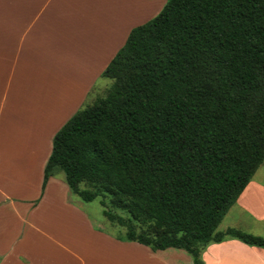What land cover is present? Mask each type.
<instances>
[{
    "label": "trees",
    "instance_id": "1",
    "mask_svg": "<svg viewBox=\"0 0 264 264\" xmlns=\"http://www.w3.org/2000/svg\"><path fill=\"white\" fill-rule=\"evenodd\" d=\"M102 75L106 95L54 135L43 188L63 171L72 193L101 197L120 239L193 264L226 239L264 248V236L218 230L264 163V0H167Z\"/></svg>",
    "mask_w": 264,
    "mask_h": 264
},
{
    "label": "crops",
    "instance_id": "2",
    "mask_svg": "<svg viewBox=\"0 0 264 264\" xmlns=\"http://www.w3.org/2000/svg\"><path fill=\"white\" fill-rule=\"evenodd\" d=\"M98 1L0 0V100L10 94L12 103L25 100L30 103L26 108L40 109L25 117L26 127L42 117L53 122L50 132L39 138L26 129L14 133L13 139L19 135V146L10 147L4 139L0 142V264H193L190 254L182 249L153 250L94 226L91 218L72 204L71 191L62 179L52 176L43 188L52 137L79 103L70 115L60 118L49 109L63 107L67 91L69 102L79 97L81 102L92 86L86 76L87 84L77 75L67 81L63 61L70 59L60 52L61 45L92 40L90 35L96 32L93 8ZM146 1L157 4L158 0ZM144 21L141 16L137 23ZM108 48L114 53L116 47ZM21 171L26 175L19 179ZM28 176H34L36 183L29 185ZM228 216L232 220L227 228L264 236V163L222 222ZM203 260L204 264H264V248L226 239L206 245Z\"/></svg>",
    "mask_w": 264,
    "mask_h": 264
},
{
    "label": "rangeland",
    "instance_id": "3",
    "mask_svg": "<svg viewBox=\"0 0 264 264\" xmlns=\"http://www.w3.org/2000/svg\"><path fill=\"white\" fill-rule=\"evenodd\" d=\"M136 1L137 0H99V5L94 6L93 8V11H95L93 12V17L95 20L94 26L96 32L90 35L92 40L83 38V44L71 42V45H61L62 48L60 49V52L70 59L63 61V64L67 67L66 72H64L65 74H68L66 75L67 81L72 78V75H77V77L82 81H84L83 76H86V81H91L92 86L91 89L86 91L81 102L79 101L80 97L73 102H69L70 91H67L68 89H64L63 91L67 92L64 93L65 98L63 100V107L60 109L54 107L53 109H49V112H54L55 117L60 118L66 113L70 115V112L79 103L77 108L72 113L73 115L78 110L84 109L88 105L92 104L97 98L106 95L109 87L113 83V80L102 75L105 66L110 63L123 44H125L132 29L155 17L163 9L167 2V0H158L157 4H155L152 1L146 0H138V3H136ZM141 16H143L145 21L143 23H137ZM81 46L83 48H81ZM108 46L110 48L116 47L114 53L108 48ZM92 52H94L96 56L93 55ZM113 55L114 57L112 58ZM79 74H81L82 77H80ZM86 81L83 83L87 84ZM67 85L69 86V83H67ZM9 95L10 94H8L4 101L0 100V142L4 139L5 142L11 143L10 147H16V145L19 146L20 144L17 142L19 135L17 134V137L13 139L14 133H20L26 129V131L29 130L28 132H35L39 138L45 135L43 133L50 132L48 128L53 124V122L50 121V118L47 119L42 117L37 124L35 123V125H33L31 123L26 127L24 125L25 117L32 114L31 111L36 113L37 110L39 111L40 109L37 107H33V109L26 108L27 105H30V103H27L25 100L16 99L15 102L12 103L9 99ZM62 98L63 94L61 95V99ZM72 104L73 106L69 109L68 107ZM42 107L49 108L47 106ZM50 130L53 129L50 128ZM10 139L13 140L10 141ZM50 143H53V139ZM25 175L26 174L21 171L19 179H22ZM55 178L58 180L62 179L63 182L66 183L65 173L63 171H59L55 175L54 179ZM26 180H28V183L30 180L29 185H33L37 181L34 176L33 178H29L28 176ZM82 187H90V185L83 183ZM69 195L72 204L85 212L94 222V226L103 228L113 236H126V228L110 222L103 214L104 207L101 204V197H98L93 201H84L77 194L70 192ZM106 199L108 200V198ZM109 208L125 217H130V214L125 210L113 208L111 206H109ZM229 217L230 216H228V218H226L224 222L219 225L218 230L223 231L227 228L228 223L232 220L231 217ZM136 223L140 226V230L148 227L142 222ZM251 226L250 230L254 228L253 225ZM248 232L252 233L251 231Z\"/></svg>",
    "mask_w": 264,
    "mask_h": 264
}]
</instances>
